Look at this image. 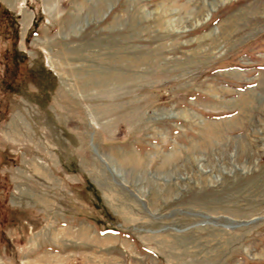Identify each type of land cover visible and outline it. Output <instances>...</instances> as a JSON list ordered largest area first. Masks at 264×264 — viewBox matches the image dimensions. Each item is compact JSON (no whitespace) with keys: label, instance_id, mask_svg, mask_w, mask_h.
<instances>
[{"label":"rangeland","instance_id":"1","mask_svg":"<svg viewBox=\"0 0 264 264\" xmlns=\"http://www.w3.org/2000/svg\"><path fill=\"white\" fill-rule=\"evenodd\" d=\"M0 264H264V0H0Z\"/></svg>","mask_w":264,"mask_h":264},{"label":"crops","instance_id":"2","mask_svg":"<svg viewBox=\"0 0 264 264\" xmlns=\"http://www.w3.org/2000/svg\"><path fill=\"white\" fill-rule=\"evenodd\" d=\"M47 254H50V253H47ZM49 258L46 256L44 257V260L47 261ZM47 262H50V261H47Z\"/></svg>","mask_w":264,"mask_h":264}]
</instances>
